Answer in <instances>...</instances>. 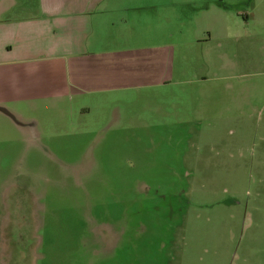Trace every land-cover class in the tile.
Segmentation results:
<instances>
[{
    "label": "rangeland",
    "instance_id": "1",
    "mask_svg": "<svg viewBox=\"0 0 264 264\" xmlns=\"http://www.w3.org/2000/svg\"><path fill=\"white\" fill-rule=\"evenodd\" d=\"M151 2L173 81L0 103V264H264V0Z\"/></svg>",
    "mask_w": 264,
    "mask_h": 264
},
{
    "label": "crops",
    "instance_id": "2",
    "mask_svg": "<svg viewBox=\"0 0 264 264\" xmlns=\"http://www.w3.org/2000/svg\"><path fill=\"white\" fill-rule=\"evenodd\" d=\"M248 1L256 6L260 0ZM133 0H0V103L56 101L173 81L175 35L152 39L151 7ZM148 28V29H147Z\"/></svg>",
    "mask_w": 264,
    "mask_h": 264
}]
</instances>
